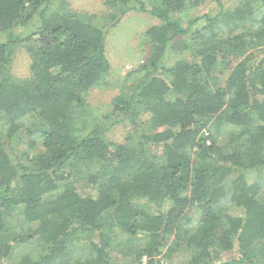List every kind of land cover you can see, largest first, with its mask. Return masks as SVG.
I'll list each match as a JSON object with an SVG mask.
<instances>
[{
  "label": "trees",
  "instance_id": "obj_1",
  "mask_svg": "<svg viewBox=\"0 0 264 264\" xmlns=\"http://www.w3.org/2000/svg\"><path fill=\"white\" fill-rule=\"evenodd\" d=\"M206 1L104 0L97 25L67 0H0V264H264V0L190 15ZM129 10L159 21L149 53L86 130L88 92L112 85L107 30Z\"/></svg>",
  "mask_w": 264,
  "mask_h": 264
},
{
  "label": "rangeland",
  "instance_id": "obj_2",
  "mask_svg": "<svg viewBox=\"0 0 264 264\" xmlns=\"http://www.w3.org/2000/svg\"><path fill=\"white\" fill-rule=\"evenodd\" d=\"M146 1V0H142ZM58 6H60V0H57ZM70 9L77 14L79 18L84 20L90 19L94 24L106 25L108 22L107 15L108 9L104 3V0H67ZM240 0H222L224 8H233L238 5ZM61 7V6H60ZM218 11V6L213 0H208L198 6L196 9L190 12V15H201L203 13L215 14ZM159 21L156 17L152 16L147 11H135L129 10L126 12L120 20L107 30L105 37V55L108 58L111 67L112 85L107 88H94L90 90L86 97V103L89 108V115L80 116L78 122H85L89 130L92 126L93 116L96 118L102 117L110 110V103L112 99L120 91V82L129 72L135 70L144 60L149 53V46L145 43V31L148 27L157 24ZM31 23L26 26L17 25L11 32L15 35L24 36L29 33ZM8 36V32L0 31V41H4ZM30 58L28 53L21 47L15 49L12 60V73L15 78L25 77L29 73ZM224 73V68L219 66L217 72ZM130 81H135L136 77L131 75ZM87 120L88 122H86ZM129 123L121 122L112 126L108 132V139L115 142H124L128 135ZM84 131H82L83 133ZM0 137L4 139L1 134ZM133 142V141H131ZM130 143V142H129ZM249 172V171H248ZM247 172V174H248ZM253 173H249V178L252 180ZM258 176L262 182V190L260 193V199L264 200V170L258 171ZM82 193H90L91 189L80 182L78 184ZM233 213H239V210H232ZM15 214V213H14ZM194 218V215H192ZM17 224V231H25L26 227H21V217L16 215L14 219ZM22 230V231H21ZM39 247V246H38ZM39 251L41 248L38 249ZM19 254V248L14 251V255ZM118 253L111 252L113 264H124L125 259ZM124 259V260H123ZM180 259L177 255L171 260L161 259V264H177ZM166 261V263H165ZM163 262V263H162Z\"/></svg>",
  "mask_w": 264,
  "mask_h": 264
},
{
  "label": "built area",
  "instance_id": "obj_3",
  "mask_svg": "<svg viewBox=\"0 0 264 264\" xmlns=\"http://www.w3.org/2000/svg\"><path fill=\"white\" fill-rule=\"evenodd\" d=\"M141 260H142V263H141V264H146V256H143V257L141 258Z\"/></svg>",
  "mask_w": 264,
  "mask_h": 264
},
{
  "label": "clouds",
  "instance_id": "obj_4",
  "mask_svg": "<svg viewBox=\"0 0 264 264\" xmlns=\"http://www.w3.org/2000/svg\"><path fill=\"white\" fill-rule=\"evenodd\" d=\"M141 263H142V260H141Z\"/></svg>",
  "mask_w": 264,
  "mask_h": 264
}]
</instances>
